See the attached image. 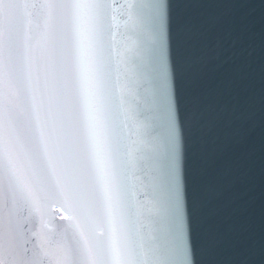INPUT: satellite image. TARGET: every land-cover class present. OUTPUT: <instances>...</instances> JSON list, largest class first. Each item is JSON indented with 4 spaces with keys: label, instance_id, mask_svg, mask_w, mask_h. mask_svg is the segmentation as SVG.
<instances>
[{
    "label": "snow or ice",
    "instance_id": "1",
    "mask_svg": "<svg viewBox=\"0 0 264 264\" xmlns=\"http://www.w3.org/2000/svg\"><path fill=\"white\" fill-rule=\"evenodd\" d=\"M192 4L0 0V264H199Z\"/></svg>",
    "mask_w": 264,
    "mask_h": 264
},
{
    "label": "water",
    "instance_id": "2",
    "mask_svg": "<svg viewBox=\"0 0 264 264\" xmlns=\"http://www.w3.org/2000/svg\"><path fill=\"white\" fill-rule=\"evenodd\" d=\"M186 20L199 264H264V0H193Z\"/></svg>",
    "mask_w": 264,
    "mask_h": 264
}]
</instances>
